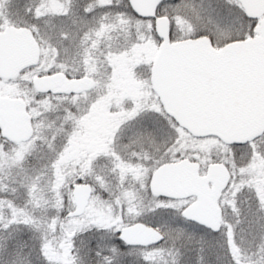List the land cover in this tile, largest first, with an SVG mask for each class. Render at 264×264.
<instances>
[{
    "label": "snow or ice",
    "instance_id": "snow-or-ice-1",
    "mask_svg": "<svg viewBox=\"0 0 264 264\" xmlns=\"http://www.w3.org/2000/svg\"><path fill=\"white\" fill-rule=\"evenodd\" d=\"M0 264H264V0H0Z\"/></svg>",
    "mask_w": 264,
    "mask_h": 264
}]
</instances>
